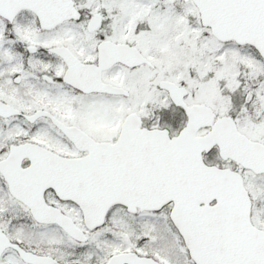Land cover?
<instances>
[{"label": "snow or ice", "instance_id": "obj_1", "mask_svg": "<svg viewBox=\"0 0 264 264\" xmlns=\"http://www.w3.org/2000/svg\"><path fill=\"white\" fill-rule=\"evenodd\" d=\"M0 264H264V0H0Z\"/></svg>", "mask_w": 264, "mask_h": 264}]
</instances>
